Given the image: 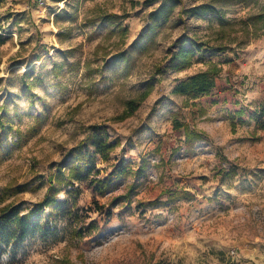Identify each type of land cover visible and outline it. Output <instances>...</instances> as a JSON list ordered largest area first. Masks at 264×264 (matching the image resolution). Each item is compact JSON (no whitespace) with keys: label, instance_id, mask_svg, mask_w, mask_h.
<instances>
[{"label":"rangeland","instance_id":"rangeland-1","mask_svg":"<svg viewBox=\"0 0 264 264\" xmlns=\"http://www.w3.org/2000/svg\"><path fill=\"white\" fill-rule=\"evenodd\" d=\"M161 2L0 0V116L10 124L0 208L40 202L93 125L115 144L107 160L95 155L96 178L129 169L101 194L92 175L64 187L35 218L51 234L26 238L0 264H264V0H173L154 22ZM100 14L120 16L119 25ZM184 37L201 49L172 66ZM211 68L210 94L173 92ZM130 100L138 105L128 113ZM186 129L199 139L186 141Z\"/></svg>","mask_w":264,"mask_h":264},{"label":"trees","instance_id":"trees-1","mask_svg":"<svg viewBox=\"0 0 264 264\" xmlns=\"http://www.w3.org/2000/svg\"><path fill=\"white\" fill-rule=\"evenodd\" d=\"M243 1V0H242ZM168 3H173V0H162L161 4L155 10L150 12V17L154 22L159 21L168 14ZM209 6H202L200 8L193 9H180V13H190L194 15H200L203 11L209 9ZM56 18L58 15H55ZM120 16L116 14H100L95 17V20L99 22H106L109 24L119 25ZM253 19V18H252ZM257 20L261 19V16H257ZM87 23V22H86ZM151 27H149L148 31ZM60 32L58 33V36ZM142 40V39H141ZM178 44V50L172 54L170 63L172 66L181 67L184 64L190 63L195 55L200 51V43H196L192 40H187L186 37L180 38L176 42ZM124 52H119L113 56L115 59L123 60L125 57ZM59 66H53L54 70ZM215 68L208 69L206 71L193 74L179 84H177L173 92L180 95H186L190 99H196L201 96L210 94L215 86ZM32 69L28 70L31 71ZM33 81V80H31ZM28 85V84H26ZM138 105L137 101L130 100L126 102V111L132 112ZM6 112L3 116H0V149H1V136L6 129H10V124L6 122ZM40 126V121L36 122L27 129V135L31 136L37 133ZM90 133L84 142H81L77 146L70 149L69 154L74 155V160L71 163H67L63 160L61 164L56 165L55 173L49 175L50 184L47 191L40 202L33 204L27 208L26 211H21L18 205L7 204L0 208V259L3 254L10 253L14 255L20 246V244L30 237H34L39 234L40 237L46 238L51 234L52 229L45 222H38L35 220L36 216L47 206L57 202V195L64 189V187H73L76 181H82L87 176L92 175L88 180L89 185L94 186V190L97 193H104L113 183L112 175L116 178L124 176L127 169L126 166H117L109 176L98 177L99 170L95 166V155L99 154L101 160H107L108 151L115 146L108 142L107 135L104 129L100 126L93 125L89 127ZM17 132V131H16ZM19 132V131H18ZM186 141L199 139L198 134L194 132L185 131ZM84 144L93 147V152L84 150ZM146 164L144 161L139 166L137 173L142 174ZM78 188V186H77ZM76 188V189H77ZM137 188L135 182L128 186L126 194L118 195L112 198L111 204L123 202L128 199L134 190ZM8 189V188H6ZM74 189L75 191H77ZM23 188H15L14 192L22 191ZM154 264H167L162 261H157Z\"/></svg>","mask_w":264,"mask_h":264}]
</instances>
